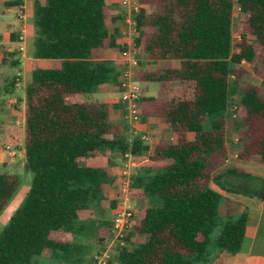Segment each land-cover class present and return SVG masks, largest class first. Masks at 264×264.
I'll return each instance as SVG.
<instances>
[{"label":"trees","instance_id":"1","mask_svg":"<svg viewBox=\"0 0 264 264\" xmlns=\"http://www.w3.org/2000/svg\"><path fill=\"white\" fill-rule=\"evenodd\" d=\"M136 2L134 47L159 63L140 80L179 83L169 99L149 105L175 141L154 145L149 164L132 171V191L157 202L143 208L124 244L116 245L115 261L207 264L216 252L237 254L247 214L210 182L230 191L212 173L227 159V130L232 124L239 130L237 159L256 156L264 164V96L254 85L229 82L231 76L241 79L246 73L241 62L251 63L256 55L264 79V0ZM234 4L245 16L237 22V42L232 40ZM33 17V57L54 62L34 68L25 87L23 165L32 179L22 204L0 231V264H37L34 256L83 264L85 246L72 237L81 233V220L116 208L120 186L111 193L112 168L127 156L136 159L145 145L140 136H124L106 103L84 98L115 69L110 60L99 58L109 44L105 0H34ZM4 52L1 63L16 68L17 51L5 47ZM15 83L16 76L6 77L1 94H11ZM233 95L243 109L238 119L229 111ZM93 160L97 162L92 165ZM225 174L237 183L239 176L263 181L237 168ZM18 185L17 175L0 173V212ZM221 202L225 219L210 254L209 236ZM111 218L100 219L96 243L110 238ZM132 233L142 238L129 248Z\"/></svg>","mask_w":264,"mask_h":264},{"label":"crops","instance_id":"2","mask_svg":"<svg viewBox=\"0 0 264 264\" xmlns=\"http://www.w3.org/2000/svg\"><path fill=\"white\" fill-rule=\"evenodd\" d=\"M105 4L110 17L108 21L109 44L106 49L100 51L99 58L110 60L113 63L115 72L110 81L97 86L89 96L84 98L92 102L106 103L110 111L111 119L118 124L123 123V134L128 139H131L133 136L146 137L143 140L146 142V145L142 154L136 157L137 160L132 157L129 158L130 160H136L133 165L134 167L140 165L147 166L149 162L146 164V159L140 162H138V159L140 158L142 160L144 157H148L153 146L158 143L175 141V135L164 123L160 122L158 116L149 111V105L156 100L161 101L169 99L173 93L178 92L179 83L173 82L168 84L166 82H159V85L145 84L144 87H140L138 98V108L140 111L139 121L137 123H130L128 121L125 117V110L122 107L118 87L120 72L123 68V62L120 58L122 49L125 47L130 48L133 54L138 58V65L133 68V78L136 81H142L140 80L142 74L151 70H156L159 67V63L150 60L142 50L134 47L132 34L130 35V33H128V25L126 22L127 14L121 6V0H105ZM33 5L34 0H0V15H4L8 12L13 13L12 20L4 22V31L0 33V61L6 56L4 52L5 47L6 49L16 50L18 36L22 29L24 30L26 54L27 38L30 32L27 22L28 12L31 9L33 13ZM117 7H119V9H117ZM16 57L20 62L16 67V73L13 74L16 76L15 89L13 92L19 90L20 95L13 97V92L11 94L0 95V157L3 164L6 165L12 164L14 160L20 156L23 157L24 161L25 87L30 81L31 72L37 67L48 68L54 62L50 59L34 58L33 51L32 56L26 54V57L21 59L17 52ZM5 78L3 81H5ZM254 157L256 156L251 157L249 160ZM235 160H238L236 155L229 154L227 147V159L213 171L212 178L220 176L219 182L223 184L224 188L230 191L220 188L216 182L214 185L216 188L213 189L218 191L225 199L237 203L239 205V212H246L247 221L245 235L241 248L237 254L231 255L225 252H216L211 261L207 264H264V190L258 198L254 199L253 196L248 194L247 190L245 191L242 189L243 186L239 182L237 183L234 181L231 175L225 174L229 169H240ZM256 160L259 162L258 158H256ZM95 162L97 161L93 160L90 164L93 165ZM121 168L122 167L119 166H114L112 168L114 178L112 182V194H115V189L117 190V186L120 184L119 173ZM130 195L134 196L128 200V204L133 210L134 216L136 203H141L144 197L137 196L134 191H132ZM156 202L157 201H154L153 203ZM112 215L113 210H111V217ZM90 217L92 218V216ZM134 223L136 222L131 220L129 230H131ZM141 238L139 234L132 233L128 244L130 242H139ZM109 239H111V241L108 243V246L115 242L112 239V233Z\"/></svg>","mask_w":264,"mask_h":264},{"label":"rangeland","instance_id":"3","mask_svg":"<svg viewBox=\"0 0 264 264\" xmlns=\"http://www.w3.org/2000/svg\"><path fill=\"white\" fill-rule=\"evenodd\" d=\"M119 9V7H117ZM7 14V15H6ZM4 15H0V33H2L4 30V22L8 20H12L13 13L8 12ZM6 15V16H5ZM245 16L244 14L240 13L238 10V7L236 4H234L233 12H232V24H233V31H232V40L233 42H237L239 39V32L237 30V22L241 19H243ZM109 13H108V21H109ZM34 17L32 10L28 12V26L30 28V32L27 38V46H26V54L28 56H32L33 51V42L36 36V27L34 25ZM249 41L253 42V38L249 36ZM257 53L259 52V48L256 47ZM259 59L258 55L255 56L253 61L251 63L247 62H241L240 66L246 70V73L243 75L241 79H236L234 77L229 78V82L231 85L234 86H244V85H254L259 90V93L264 96V79L259 73ZM114 71L109 75V78L107 80L110 81L114 75ZM16 73V68L10 67L9 65L2 64L0 61V86L3 84V79L6 76H11ZM140 87H144L145 84H153V85H159V82H142L137 81ZM120 94V92H119ZM0 95L1 92H0ZM20 95V91L16 90L13 92L12 96L16 97ZM122 107L124 108L123 102ZM229 111L232 113L233 118L238 119L243 115V109L238 105V97L237 95L232 96V103L229 107ZM121 127L123 128V123H121ZM144 145H146V142H144ZM227 147L229 150V154L236 155L240 148V138H239V130L236 129V127L232 124L228 127L227 130ZM5 153V152H2ZM131 156H127V160L124 161V163L117 162L116 166L124 167L125 164L133 163V161L136 160H130ZM129 158V159H128ZM237 158V157H236ZM257 157L252 158L249 161H241V160H235V162L238 163L240 169L251 175L254 178L263 180L262 182H257V180H252L253 178H246L243 176H239L236 179L240 180V184L244 187H242L243 190H247L248 194L253 196V198H258L260 194L264 190V164L259 163L256 160ZM7 159V158H6ZM146 159V164H148L149 160L148 157H144L142 160L139 158L138 162L144 161ZM113 160H116V158H113ZM23 157L20 156L14 160L12 164H3V161L0 157V173L2 172H9L12 174H15L19 178V185L17 186L15 192L11 196V198L8 200L6 205L3 207L2 211L0 212V231L3 229V227L7 224L12 214L17 210V208L22 204L25 195L30 187L31 179H32V173L24 168L23 165ZM142 166V165H140ZM139 167V166H138ZM133 165H131L130 170L133 171V169H136ZM243 181V182H242ZM248 182L247 185H244L243 183ZM215 181L212 180L210 186L212 188H216ZM117 190L115 189V192ZM114 194V193H113ZM134 197L133 195H130L129 198ZM120 199V192L117 196V200ZM155 200L147 198H144L141 203H136V210L134 213V216L132 218L133 221L138 222L141 217L142 210L145 206L148 205H154L156 203H153ZM223 202L220 203L219 209H218V218H217V225L215 226L213 232L209 236V245L207 246V251L211 254H213L215 251V247L213 244V240L218 233V230L220 228V223L225 219L224 218V207ZM104 216L105 219L111 218V211L105 210L104 214H100L99 212H95L92 218H85L84 220H81V223L83 224V229L80 234L74 235L72 237L73 242L79 243L85 246V256L83 264H96V262L104 255V253L108 254V260L106 263L108 264H117L115 261V248L117 243L113 242L108 246V243H110L111 239H108L105 243L102 245L96 243L94 234L95 231L100 227V219H102ZM107 246V248H106ZM129 248L134 246L133 242H130L127 245ZM33 261L37 264H66V263H56L55 260L51 258H45V257H39L34 256ZM198 264H206L204 262H200Z\"/></svg>","mask_w":264,"mask_h":264},{"label":"built area","instance_id":"4","mask_svg":"<svg viewBox=\"0 0 264 264\" xmlns=\"http://www.w3.org/2000/svg\"><path fill=\"white\" fill-rule=\"evenodd\" d=\"M121 6L127 14L128 33H134L133 16L138 11L139 5L136 0H121ZM19 58H25V45H24V30L22 29L18 36V45L16 47ZM123 68L120 72L119 78V91L120 99L123 102L125 117L130 123H137L139 121L138 98L140 94V86L133 78V68L138 65V58L133 54L130 48L125 47L120 54ZM146 137L142 136L144 140ZM133 163L125 164L120 170V199L117 201L116 208L113 209L111 218V233L112 239L117 245L124 244V236L130 228V223L133 218V210L128 204L129 196L132 192L130 187V170ZM109 255H104L96 262V264H106Z\"/></svg>","mask_w":264,"mask_h":264}]
</instances>
